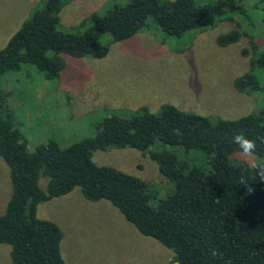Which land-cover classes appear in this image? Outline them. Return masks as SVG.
I'll return each instance as SVG.
<instances>
[{
    "label": "trees",
    "instance_id": "1",
    "mask_svg": "<svg viewBox=\"0 0 264 264\" xmlns=\"http://www.w3.org/2000/svg\"><path fill=\"white\" fill-rule=\"evenodd\" d=\"M69 0H44L34 8L0 48V78L22 64L34 66L45 80L58 77L65 56L103 57L101 37L133 36L148 20L164 34L180 36L213 25L227 12H243L235 0L198 3L195 0H127L115 2L103 15L93 13L91 25L79 32L59 29V13ZM246 35L239 30L218 35L226 46ZM250 64L264 60L253 42ZM258 55V56H257ZM239 92L261 88L251 70L234 79ZM234 133L257 141L255 155L264 157V105L233 119L212 118L164 104L127 115L108 114L92 136L62 147L48 140L29 150L5 108L0 86V156L9 168L11 194L0 214V244L11 246L12 264H67L61 255L62 230L36 215L40 203L79 187L91 201L108 200L142 235L168 248V264H264V181L255 170L236 164L230 155L240 151ZM131 147L148 152L170 184L164 198L153 202L142 179L93 161V152ZM202 156L201 164L189 153ZM41 176L47 177L43 189ZM152 190V189H151Z\"/></svg>",
    "mask_w": 264,
    "mask_h": 264
},
{
    "label": "rangeland",
    "instance_id": "2",
    "mask_svg": "<svg viewBox=\"0 0 264 264\" xmlns=\"http://www.w3.org/2000/svg\"><path fill=\"white\" fill-rule=\"evenodd\" d=\"M43 1L0 0V4L11 6L14 13L30 5L38 8ZM126 1L69 0L60 10L59 29L83 31L91 25L93 13L103 15L115 2ZM235 1L243 12H227L213 25L180 36L164 34L151 20L127 39L114 40L105 34L101 37V42L109 44L105 56H65L63 70L52 80H45L29 64L4 73L0 86L5 108L29 150L48 140L66 147L94 135L104 116H127L144 106L157 112L162 105L171 104L227 119L257 112L264 105V60L251 68L252 53L243 55L242 49H249L251 41L264 50V0ZM235 29L247 36L226 46L217 44L218 35ZM250 70L261 88L250 93L237 91L234 79ZM239 153L233 152L231 159L251 166L253 161ZM188 155L197 158L193 160L196 164L203 163L202 156ZM92 158L96 164L142 179L156 192L153 202L168 193L170 184L148 152L110 148L94 151ZM255 161L264 163V157L255 155ZM46 182L47 177L41 176L43 189ZM10 194L9 168L0 156V214ZM36 215L60 226V250L67 264H168L173 256L160 242L142 235L108 200L91 201L79 187L40 203ZM10 249L9 244H0V264H12Z\"/></svg>",
    "mask_w": 264,
    "mask_h": 264
},
{
    "label": "crops",
    "instance_id": "3",
    "mask_svg": "<svg viewBox=\"0 0 264 264\" xmlns=\"http://www.w3.org/2000/svg\"><path fill=\"white\" fill-rule=\"evenodd\" d=\"M33 7L35 6H26L24 10L14 11L13 13L11 6L0 4V48L6 44L9 37L18 29L21 23L30 16Z\"/></svg>",
    "mask_w": 264,
    "mask_h": 264
},
{
    "label": "clouds",
    "instance_id": "4",
    "mask_svg": "<svg viewBox=\"0 0 264 264\" xmlns=\"http://www.w3.org/2000/svg\"><path fill=\"white\" fill-rule=\"evenodd\" d=\"M232 143L236 144L240 150V156L245 159H251L252 168L255 170L256 175L264 181V163H257L255 161V153L257 151V141L249 138L243 133H234L232 136Z\"/></svg>",
    "mask_w": 264,
    "mask_h": 264
}]
</instances>
